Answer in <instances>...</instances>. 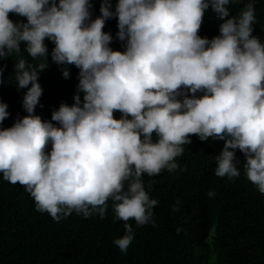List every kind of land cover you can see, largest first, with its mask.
Instances as JSON below:
<instances>
[{
	"label": "clouds",
	"instance_id": "1",
	"mask_svg": "<svg viewBox=\"0 0 264 264\" xmlns=\"http://www.w3.org/2000/svg\"><path fill=\"white\" fill-rule=\"evenodd\" d=\"M230 3L102 0L94 17L92 0H0V59L19 57L14 79L27 113L0 128L3 179L23 186L36 210L57 222L73 212L103 219L110 201L125 222L113 240L122 253L134 239L129 220L155 225L158 201L142 177L177 170L193 135L224 142L212 157L217 177L237 178L242 153L244 175L264 195V42L253 35L254 3L238 16ZM209 9L221 21L211 39L198 35ZM111 19L122 51L103 31ZM45 41L54 44L50 53ZM49 56L64 79L67 66L76 67L78 83L73 103L43 120L35 110L43 107L39 78ZM7 109L0 102V125Z\"/></svg>",
	"mask_w": 264,
	"mask_h": 264
},
{
	"label": "trees",
	"instance_id": "2",
	"mask_svg": "<svg viewBox=\"0 0 264 264\" xmlns=\"http://www.w3.org/2000/svg\"><path fill=\"white\" fill-rule=\"evenodd\" d=\"M101 2L92 0L94 17L100 14ZM116 2L111 0L113 5ZM249 2L255 9L253 35L264 42V0H235L228 6L230 14L238 16ZM9 18L24 21L11 13ZM220 23L209 9L198 35L211 39L219 34ZM117 30L116 19L107 21L103 29L113 36L112 49L122 51ZM45 43L50 53L54 44ZM21 56L37 62L23 51ZM18 58L13 54L0 59V67L6 65L0 75V102L8 105L10 113L0 128L11 127L27 114L22 108L25 90L18 91L14 79ZM67 67L70 78L64 79L63 66L52 63L49 56V67L40 75L43 107L37 106L35 113L43 120H50L61 103H73L79 70ZM119 115L115 113L116 118ZM190 139L176 158L177 170L142 177L150 198L158 201L153 208L155 225L137 226L129 220L134 239L126 253L113 244L124 235L125 222L115 218L110 201L103 219L73 212L57 222L36 210L23 186L11 184L0 175V264H264V195L244 175L243 154L236 151L241 171L237 178L217 177L212 157L224 142H201L194 135ZM209 191L215 195L209 197ZM174 207L179 211H173Z\"/></svg>",
	"mask_w": 264,
	"mask_h": 264
}]
</instances>
